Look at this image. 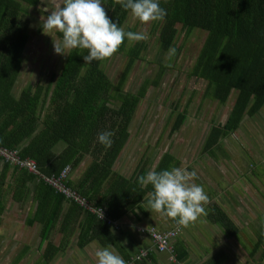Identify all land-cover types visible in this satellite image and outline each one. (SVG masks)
<instances>
[{"label": "trees", "instance_id": "16d2710c", "mask_svg": "<svg viewBox=\"0 0 264 264\" xmlns=\"http://www.w3.org/2000/svg\"><path fill=\"white\" fill-rule=\"evenodd\" d=\"M40 1L0 0V147L15 152L20 160L34 161L38 171L12 165L0 155V216L8 201L24 205L30 200L32 211L25 223L37 227L39 252L44 246L34 264H48L61 249L54 242L56 234L61 235L60 239H68L76 223L79 247L91 241L99 244L100 239L106 241L107 238L100 237V231L113 238L112 228H119L117 220L121 215L117 208L138 207L145 212L143 208L152 186L141 187L138 178L153 168L159 171L181 167L180 159L166 150L153 167L150 166L152 157H141L128 177L114 169L130 138L129 127L139 102L148 87L157 86L169 69L164 61L167 49L175 46L176 55L180 53L182 46L176 44L179 29L185 39L195 28L207 32L189 71V76L207 82L205 97L225 103L236 91L226 119L210 126L201 150L213 159L227 155L222 140L241 128L245 116H255L264 106V0H160L167 15L152 26L158 34L159 72L152 80L144 79L135 92L125 91L124 85L134 63L146 49L144 40L125 39L115 52L126 57L115 82L102 66L108 58L89 64L82 56L87 54V49H73L61 58L58 69L49 75L46 84L37 79L17 88L30 40L29 26L37 20L32 15V7L36 13L38 10L39 19L49 14L41 12ZM103 6L111 20L123 27L130 11L123 9L117 0H104ZM125 30L136 32V27ZM186 115L185 107L177 111L169 136L180 129ZM105 130L114 133L108 148L97 142V134ZM59 143L63 148L56 152L54 149ZM85 157L90 161L74 179L73 171ZM63 171H66L63 184L90 206L103 209L110 223L45 180L51 176L58 178ZM207 195V218L230 236L242 234V229L214 199L215 194L208 191ZM80 215L84 217L78 221L76 217ZM172 221L176 222L173 218ZM254 233L255 240L248 243V251L253 259L260 250V263L264 260V217H259ZM171 246L175 251L172 243ZM28 250L29 245L11 264H17ZM145 252L143 256L141 252L136 253L133 258L126 255L127 264H140V260L149 259L150 252Z\"/></svg>", "mask_w": 264, "mask_h": 264}, {"label": "rangeland", "instance_id": "374dc122", "mask_svg": "<svg viewBox=\"0 0 264 264\" xmlns=\"http://www.w3.org/2000/svg\"><path fill=\"white\" fill-rule=\"evenodd\" d=\"M41 5L44 7L43 0L39 2L40 7ZM32 9V15L37 20L29 26L30 40L24 52L25 61L17 88L37 79L46 84L49 75L58 69L64 56L53 50V39L59 37L56 33L49 35L42 32L43 21L41 17V21L39 19L38 10L36 13V8ZM154 24L155 21L141 23L131 12L123 23L124 29L133 26L136 27V32L144 31L148 35L144 40L146 49L134 63L124 85L125 91L135 92L144 79L152 80L159 72L158 59L161 56L158 34L152 27ZM206 34V31L195 28L185 39L179 29L176 44L182 46L180 53L171 62L167 57L164 59L167 64L171 63V67L165 70L157 86L148 87L146 95L139 102L129 127V141L122 150L125 160L118 158L125 164L119 167V160H116L114 165L120 172L129 175L141 157H152L150 166L153 167L161 154L169 150L180 159L181 167L197 172L195 183L202 184L206 193L209 191L215 194L214 199L252 236L259 217H264V106L255 116H245L241 128L222 140L226 156L219 155L218 159H213L202 153L210 126L226 119L236 95L234 90L225 103H219L205 97V80L189 76ZM125 63L126 57L123 54L114 53L102 66L109 79L115 82ZM174 104L179 105L176 106L177 109ZM184 107L187 108V115L182 126L169 136L174 115ZM87 161L85 158L81 167L85 168ZM82 170L76 169L78 173ZM27 207L26 204L20 207L8 201L0 216V264H11L17 254L28 245L27 254L18 264H32L41 252L38 249L37 228L25 223L30 212ZM73 240L72 248H69L63 258H72L78 253L82 257L79 259L80 264H88V257H92V253L87 252L82 256V252L74 248ZM49 264L60 262L55 257Z\"/></svg>", "mask_w": 264, "mask_h": 264}, {"label": "clouds", "instance_id": "9594fccd", "mask_svg": "<svg viewBox=\"0 0 264 264\" xmlns=\"http://www.w3.org/2000/svg\"><path fill=\"white\" fill-rule=\"evenodd\" d=\"M49 3L51 7L46 6ZM117 3L141 23L160 21L167 15L160 0H117ZM103 4L104 0H49L45 3L41 12L49 14L46 17L42 15L41 30L49 35L60 34L58 39L52 38L54 52L65 55L73 49H87V54L82 56L90 64L94 60L103 61L111 57L125 39L135 42L148 38L144 31H126L119 27L106 14ZM176 53L175 46H169V62ZM166 67H171V63ZM113 135L111 130L99 132L97 142L105 148L111 147ZM196 178L197 172L189 171L186 167L173 166L159 171L153 168L147 171L138 178L141 187L152 186L144 209L173 218L184 226L201 215H207L204 205L208 203L209 197L204 186L195 183ZM94 255L95 264H126L111 247H99Z\"/></svg>", "mask_w": 264, "mask_h": 264}, {"label": "crops", "instance_id": "0c3cea01", "mask_svg": "<svg viewBox=\"0 0 264 264\" xmlns=\"http://www.w3.org/2000/svg\"><path fill=\"white\" fill-rule=\"evenodd\" d=\"M48 2L49 0H43V5ZM46 6L51 7L52 5L49 3ZM62 148L63 145L59 143L55 146L54 150L56 152H60ZM119 157L124 159L123 152L120 153ZM85 158L88 160L85 165L86 168L90 159L88 157ZM118 158L116 159L117 161L119 160ZM122 159L118 161L119 167L122 164H125L122 163ZM81 164L83 165V161ZM81 164L78 167L80 170L84 168L81 167ZM135 167L136 165L132 168L131 173L127 175L120 172V169L116 168L114 165V169L127 177L134 172ZM82 172L78 173L76 170L73 171V174L75 175V177L73 176L74 179H77ZM25 204L28 205L27 210H30L28 213L29 215L32 211L30 200ZM24 205H20V207H23ZM222 208L229 214L231 219L239 226V228L242 229L239 222L233 218L232 214L223 206ZM117 210L121 214L117 220L119 228H112V233L114 235L113 238L102 235L103 232L100 231V237L107 238L106 241H101L100 239V244L97 243V241H91L85 246L79 247L76 244L78 233V225L76 223L74 224L75 227L68 239L66 237L65 239H60L61 235L56 234V236H54V242L61 245V249L58 250V253L55 256L57 257L58 262H60V264H73L74 262L80 264L79 259L82 257H79L78 253H76L77 255L74 254L75 256L72 258H63L66 257V252L69 248H72V240L74 239V248H78L79 252H82V256L87 252L92 253V257H88V264L95 263L96 259L94 253L99 247H111V249L119 254L124 260L127 258L126 255H131L132 257L136 253L148 250L150 252L149 259L147 258L143 262L140 260V264H175L170 260L171 256H175V258L183 264H264V260L259 263V258L261 256L260 250L253 259L249 256L248 251V243L255 240L254 230L257 229L259 223L253 228L252 236H250L244 229H242V234L230 236L220 226L212 223L206 215H201L197 220L190 222L187 226L178 224L180 226V232L176 238L172 240V245L175 251H172L171 249V251L167 252H158L155 250L148 234L141 233L139 229L153 225L158 230H166L172 228L176 222L174 223L172 218L161 215L155 211L150 212L149 210L144 209L145 212H143L138 207L131 209L120 207L117 208ZM83 217L84 215H80V217L78 216L76 219L79 221ZM43 250L44 246L40 249V251L43 252ZM23 257L24 255L22 258ZM55 257H53L51 261H53ZM37 261L38 258L32 264Z\"/></svg>", "mask_w": 264, "mask_h": 264}, {"label": "built area", "instance_id": "2783aa9c", "mask_svg": "<svg viewBox=\"0 0 264 264\" xmlns=\"http://www.w3.org/2000/svg\"><path fill=\"white\" fill-rule=\"evenodd\" d=\"M0 155L4 156L7 160H10V163L12 165H17L18 166H24L28 168V170L33 171V172H38L37 171V166L36 163L32 160L25 159V160H20L18 156H16L15 152H9L8 150L1 148L0 147ZM66 171H63L58 178L56 177H45V180L50 183L52 186H54L58 191L61 193H64L66 197L71 198L73 201L79 203L82 205L85 209L91 211L92 213L96 214V216L99 219L106 220L107 222H111V220L107 217L106 212L99 208H95L90 206L86 200L81 197L80 195L77 194L76 191L71 190L70 188L66 187L62 179L65 177ZM102 213V215H101ZM101 215V216H100ZM141 233L148 234L150 237L153 246L157 249L158 252H167L171 251L172 246V240L176 238V236L180 232V226L179 225H174L172 228L166 229V230H158L156 227H142L139 229ZM146 252H141V256L145 255ZM170 260L174 262L175 264H183L177 259H175L174 256L170 257Z\"/></svg>", "mask_w": 264, "mask_h": 264}]
</instances>
